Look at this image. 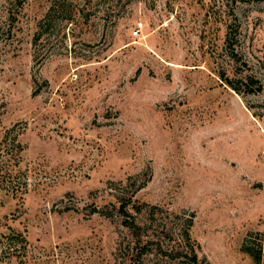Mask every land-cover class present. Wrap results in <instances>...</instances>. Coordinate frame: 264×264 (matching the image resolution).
Returning <instances> with one entry per match:
<instances>
[{
  "label": "rangeland",
  "instance_id": "1",
  "mask_svg": "<svg viewBox=\"0 0 264 264\" xmlns=\"http://www.w3.org/2000/svg\"><path fill=\"white\" fill-rule=\"evenodd\" d=\"M10 129L0 264H179L132 251V195L195 216L198 264H264V0H0Z\"/></svg>",
  "mask_w": 264,
  "mask_h": 264
},
{
  "label": "trees",
  "instance_id": "2",
  "mask_svg": "<svg viewBox=\"0 0 264 264\" xmlns=\"http://www.w3.org/2000/svg\"><path fill=\"white\" fill-rule=\"evenodd\" d=\"M53 9L54 7L51 11ZM40 37L41 33H37L34 38L35 45ZM23 152L24 146L19 141V134L14 133V129L7 130L0 139V206L6 198L23 200L28 193V180L22 169ZM133 198V195L123 197L120 205L123 226L135 237L131 242L132 251L137 252L139 257L155 252L156 256L161 254L162 257L179 260V264H198L201 247L192 237L195 216L185 215L181 220L179 215H175L174 221H169L170 224L162 220L159 222L157 211L162 212L160 207L140 204ZM145 206L148 207L146 211ZM16 240L27 244V239L20 235L19 239L7 238V246H16ZM2 243L0 239V244ZM249 253L259 263L260 257L250 251Z\"/></svg>",
  "mask_w": 264,
  "mask_h": 264
},
{
  "label": "built area",
  "instance_id": "3",
  "mask_svg": "<svg viewBox=\"0 0 264 264\" xmlns=\"http://www.w3.org/2000/svg\"><path fill=\"white\" fill-rule=\"evenodd\" d=\"M142 25H140V27H141ZM139 30H140V28L138 27L134 32H135V35H138V33H139Z\"/></svg>",
  "mask_w": 264,
  "mask_h": 264
}]
</instances>
